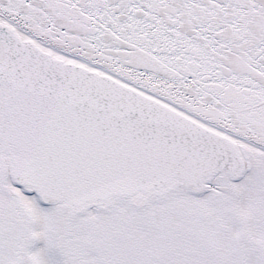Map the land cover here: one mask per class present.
<instances>
[{
  "label": "snow or ice",
  "instance_id": "snow-or-ice-1",
  "mask_svg": "<svg viewBox=\"0 0 264 264\" xmlns=\"http://www.w3.org/2000/svg\"><path fill=\"white\" fill-rule=\"evenodd\" d=\"M0 264H264V0H0Z\"/></svg>",
  "mask_w": 264,
  "mask_h": 264
}]
</instances>
